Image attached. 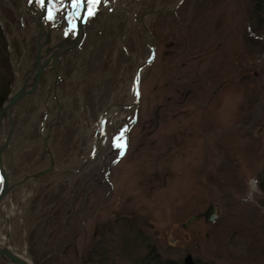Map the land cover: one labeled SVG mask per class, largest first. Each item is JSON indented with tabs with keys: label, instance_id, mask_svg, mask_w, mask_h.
I'll return each mask as SVG.
<instances>
[{
	"label": "rangeland",
	"instance_id": "obj_1",
	"mask_svg": "<svg viewBox=\"0 0 264 264\" xmlns=\"http://www.w3.org/2000/svg\"><path fill=\"white\" fill-rule=\"evenodd\" d=\"M253 6L251 0L117 3L88 69L63 76L71 79L58 91L59 117L53 105L11 112V124L0 130L1 145L12 129L3 153L11 185L48 166L44 138L58 117L48 141L56 170L12 188L9 208L0 201V231L5 214L14 212L8 237L17 251L32 264H148L149 247L159 262L172 264L188 251L200 264H264V14ZM132 7L138 17L166 10L150 15L139 35L124 36L139 24L128 20ZM111 24L120 29L115 37ZM0 32L6 99L17 63L8 59ZM80 58L85 65L87 55ZM151 59L140 72L137 99V67ZM125 129L121 156L113 141ZM212 203L219 206L213 226L182 228ZM116 219L122 226L100 232Z\"/></svg>",
	"mask_w": 264,
	"mask_h": 264
},
{
	"label": "flooded vegetation",
	"instance_id": "obj_2",
	"mask_svg": "<svg viewBox=\"0 0 264 264\" xmlns=\"http://www.w3.org/2000/svg\"><path fill=\"white\" fill-rule=\"evenodd\" d=\"M130 1L100 0L99 4L89 5L88 0H79V3L74 7L73 0H51V2L45 0L43 6L37 0H32L31 3L29 0H4L2 6V8L4 7L2 9L3 14H0V17L3 15L2 19H0L4 21V26L0 21V31L2 30L6 37L8 59L14 58L15 63H17L13 78L16 86L12 91L22 87L25 79H27L28 90H32L34 88V78L38 70V65H35L36 60L43 65L34 91L30 96L22 99L17 106L22 105L25 111L34 106L37 111L40 108L47 109V107L53 105L58 113L61 107V98L58 91L60 88H63V83L66 86L71 79V77L64 79L63 76L76 75L78 72L88 69L91 61L92 47L104 40L103 37L108 33L109 26L106 20L107 18H111L108 15L113 12L117 3L124 5ZM90 7L94 8L95 12L92 16L87 15ZM123 9L124 7L122 6L120 10ZM49 10L52 11L54 16L51 20L47 18ZM9 11L12 14L9 15ZM130 11L132 13L129 15L128 20H138L139 24H134L133 30L125 32L124 36H129L130 34L137 36L141 29L139 26H145L144 22L150 17L149 12L154 10H149L143 16L139 15V17L133 15V7L130 8ZM99 18L101 24L99 23ZM110 27L112 28L113 25L111 24ZM113 28L111 34L115 37L118 35L120 29ZM99 30V35L97 38H94L93 34ZM7 35H12V41H7ZM87 39H90L89 44L84 47ZM84 55H87V62L85 65L80 66L82 61L80 57ZM45 115L41 125H43L48 111ZM58 117H56L53 124ZM2 122L4 126L8 123L7 120H3ZM203 211L204 209L196 211L193 214ZM200 222L206 224L203 218L193 223ZM206 225L213 226V224ZM199 235L200 231H197L195 236L199 238ZM204 236L209 237L208 233H205ZM183 237L188 244H192L194 241V237L191 234L185 233ZM194 247L196 250L200 249L198 244H194ZM155 255L158 256L157 254ZM187 255L192 258L195 264H200L199 259L195 258L191 251L186 252L182 256V259L177 261L178 264H184V259ZM164 262L174 263L170 259H166Z\"/></svg>",
	"mask_w": 264,
	"mask_h": 264
},
{
	"label": "water",
	"instance_id": "obj_3",
	"mask_svg": "<svg viewBox=\"0 0 264 264\" xmlns=\"http://www.w3.org/2000/svg\"><path fill=\"white\" fill-rule=\"evenodd\" d=\"M166 10V7H162L159 10H154L149 12L150 15H155L157 13H159L160 11ZM147 14V15H149ZM146 30V28H145ZM151 43H152V56L154 55V46H153V40L151 39ZM153 59V58H152ZM148 60L147 62L143 63L141 66L137 67V71L135 74V84H134V88L136 90V92L140 91L138 90L139 87V75L141 70L143 69V66L148 65L151 61ZM35 65H38V70L36 72L35 78H34V82H33V89L28 90V84L26 83L27 79H25L24 81V85L14 91H12L10 93V95L5 99L4 103L0 106V130L1 127L4 126L3 124V120H7L8 124H11V112L17 107V105L19 104V102L24 99L25 97L30 96V94L34 91L35 87H36V83L38 81L39 75L41 74L40 71L43 68V65L38 62L36 60ZM136 98H139V95L136 94ZM111 109V107H106L101 114V117L99 119L98 124H100V126L103 124V120L104 117L107 115L108 111ZM59 112V110H58ZM58 115V113H57ZM59 116V115H58ZM54 124H50L48 127V131L46 133V136L44 138V144L43 147L45 149L47 158H49V164L46 168H43L42 170H40V172L36 173V174H31L29 176L24 177L21 181H19V183L10 184V181L8 180L7 174H6V170L4 169V165H3V160H2V156L3 153H6L7 151V146L10 142V135L12 133V129L10 128L7 136H6V141L4 144L0 145V180L2 181L1 185H0V201L2 199H4L8 194L9 191L12 188H17L20 185H23L24 181L28 178L33 179L34 181H37L40 179V177L49 174L52 171H55L56 168H54V163H55V159L53 158V154L52 151L49 147L48 141H49V135L51 133L52 128ZM66 173H70V171H66ZM219 214H218V205L212 203L210 204L203 212L198 213V214H191V216L181 224L182 228L185 229L187 228L189 225H191V223L193 222H197L199 221L201 218L204 219L206 224H210L212 225L213 222L218 218ZM0 259H2L6 264H32L30 261L21 258L20 256L10 252L7 248L2 247L0 245ZM184 264H195L194 261L192 260V258L190 256H186L184 259Z\"/></svg>",
	"mask_w": 264,
	"mask_h": 264
},
{
	"label": "trees",
	"instance_id": "obj_4",
	"mask_svg": "<svg viewBox=\"0 0 264 264\" xmlns=\"http://www.w3.org/2000/svg\"><path fill=\"white\" fill-rule=\"evenodd\" d=\"M252 2H253V4H254V6H253V9H254V12H255V14L257 13L258 15H260V14H264V0H251ZM2 41V35H1V32H0V42ZM1 53H4L3 52V50L1 51ZM4 55H5V53H4ZM6 58V57H5ZM0 61H3V62H5V60L3 59V57H2V59H0ZM4 64V63H3ZM6 65V64H5ZM1 90L3 91V89L0 87V92H1ZM5 91V90H4ZM4 91L3 92H1L0 93V106H1V104H2V102L4 101V99H5V96H3L4 95ZM263 190H264V188H263ZM127 221V220H126ZM126 221L124 220V224L126 223ZM117 224L118 225H120V226H122V224H123V220H120L119 221V219H116L111 225L109 224V225H107V226H104V227H102V230L103 231H100V232H106V230L108 229H110V227L112 228V226L113 227H117ZM135 235H137L138 237L136 238V239H142V234L141 233H139V234H135L134 233V236ZM110 236V235H109ZM112 236V235H111ZM112 238V237H111ZM142 244V243H141ZM147 247H149V245H147L146 246V248ZM99 254H101V253H99ZM103 254H105V253H103ZM156 254V252H155V249L154 248H151V247H149V256L150 257H148V256H145V258H143V260L145 259H147V261H146V263H148V264H151V262H155L156 264H170V263H165V262H159V259H158V256H156L155 255ZM144 260V261H145ZM35 264V263H34Z\"/></svg>",
	"mask_w": 264,
	"mask_h": 264
},
{
	"label": "snow or ice",
	"instance_id": "obj_5",
	"mask_svg": "<svg viewBox=\"0 0 264 264\" xmlns=\"http://www.w3.org/2000/svg\"><path fill=\"white\" fill-rule=\"evenodd\" d=\"M29 2L31 3L32 0H29ZM37 2H38L41 6H43L45 0H37ZM49 2H51V0H49ZM78 3H79V0H73V6H74V7H75ZM88 3H89V5H96V4H99V3H100V0H88ZM94 14H95V12H94V8L90 7V8H89V11H88V13H87V15H88V16H92V15H94ZM47 18H48L49 20H51V19L54 18L53 13H52L51 10H49ZM134 90H135V89H134ZM136 94L139 95V92L137 91ZM125 132H126V129H125V130H122V131L120 132L119 136L116 137V138H114V141H113V145H114V147H117V148L120 149V155H121V156H123V155L125 154V149H126V147H127L126 142H125V139H124V137H125Z\"/></svg>",
	"mask_w": 264,
	"mask_h": 264
},
{
	"label": "bare ground",
	"instance_id": "obj_6",
	"mask_svg": "<svg viewBox=\"0 0 264 264\" xmlns=\"http://www.w3.org/2000/svg\"><path fill=\"white\" fill-rule=\"evenodd\" d=\"M4 200L6 201V204L8 205V208H9L10 207V200L8 199V197H5ZM8 212L9 213L5 214V216H4L5 222H6V226L3 228L2 231H0V245L2 247L7 248L10 252H12V253L20 256L21 258H24V259L29 261L27 255H25L24 252L21 253V252L17 251V249L13 247V244L9 240V237H8L9 234L8 233H9V228H10V224H11L10 223V218H11V216H12V214L14 212L11 209ZM0 213H2L1 210H0Z\"/></svg>",
	"mask_w": 264,
	"mask_h": 264
}]
</instances>
